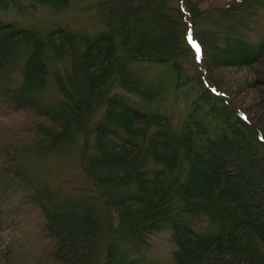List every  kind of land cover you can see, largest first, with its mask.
<instances>
[{
    "label": "trees",
    "instance_id": "16d2710c",
    "mask_svg": "<svg viewBox=\"0 0 264 264\" xmlns=\"http://www.w3.org/2000/svg\"><path fill=\"white\" fill-rule=\"evenodd\" d=\"M75 1L0 0V180L29 192L20 211L0 190V264H152L161 230L169 264H264V0H93L84 27L37 25ZM71 144L87 186L30 171Z\"/></svg>",
    "mask_w": 264,
    "mask_h": 264
},
{
    "label": "rangeland",
    "instance_id": "374dc122",
    "mask_svg": "<svg viewBox=\"0 0 264 264\" xmlns=\"http://www.w3.org/2000/svg\"><path fill=\"white\" fill-rule=\"evenodd\" d=\"M92 2L93 0H77L73 2L72 4H70V6L65 11L55 16L46 15V14L43 15L40 12L37 14V17H38L37 18L38 20H36L38 22L37 25L39 24L44 25L48 21L50 22L60 21V22L65 23L67 27H72V28L84 27L85 25L89 24L88 20L90 18H88L89 17L87 15L88 13L82 12V11L84 10V8H86L87 5H89ZM242 15L243 16L241 17V19H242V22H244L245 15L244 14ZM203 23H204L203 21L200 22V24L204 26L211 25V23L207 25ZM260 26H261V23L259 22L254 25V29H259ZM228 30H229V34L231 35H238L239 34L238 31L241 32V29L237 27L233 29L229 28ZM218 37L219 36H217V38ZM219 40H220V37H219ZM212 74L214 75L215 78H217V80L218 78L219 80H221V82L223 83V86L224 84H226V82L229 83L231 82V80L235 79L236 77L238 78L237 80L241 79V81L243 80V78H246L248 81H250L254 77H256L255 75L248 72L247 70L235 71L231 69H222L219 71H214ZM261 80H263L264 82V79H261ZM225 89L227 90L226 86H225ZM245 89L246 90H244V93L241 92L239 95L242 96V98L247 97L246 105L247 104L256 105L258 98L254 90L255 88L251 90L245 87ZM25 117L26 116L20 115V113L11 115V117H9V119L7 120V124H5L6 128L13 132L16 130L17 134H21L22 132L16 128H17L18 123ZM7 134L8 136L3 135L6 137L0 139V143H2V146L5 142L4 141L5 138H9V133ZM71 145L72 146H70L69 148L65 146L64 147L65 149H60V150H64L62 152H60V150H57L59 153L53 154V156H50V158H40L37 160H31L33 161V163L29 165L31 166L30 171L34 173V171L37 170V168L35 167L33 168L32 166L38 165L39 167V165L41 164V169L44 170V173H46L47 175L46 177L47 181L50 184L52 183L55 187L63 191H69L74 187L87 186L88 183L83 178V175L75 169L77 165L76 163L77 153H76V147L73 144ZM29 174L30 173L27 169V172L25 175L28 176ZM8 179L6 180V178H4L5 181L0 180V190L4 187L5 184H7V186H10L8 190L5 189L7 190V193H4L3 206L8 210H13L14 208L18 207L17 209H20L21 211V209H25L23 205H20L21 202H23L21 200L23 199L21 198V196L29 193L27 190V187L22 181L18 179L12 180L11 182L10 180L8 181ZM10 192H13L12 195L10 194ZM14 193H17L16 197L19 199V202L17 205L14 204L15 202L11 200ZM0 196H2V194H0ZM146 244H147V248L144 250V252H141V255H140L145 262H150L152 264H169L171 262L172 260L171 254H172L174 246L171 242L170 234L168 230H161V231L153 233L152 235H150L148 240H146ZM131 256H133V254H131Z\"/></svg>",
    "mask_w": 264,
    "mask_h": 264
}]
</instances>
